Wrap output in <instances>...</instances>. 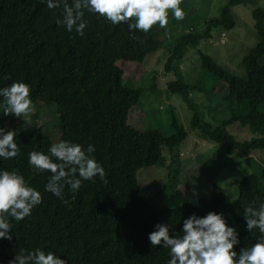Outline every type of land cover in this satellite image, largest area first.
Here are the masks:
<instances>
[{"label":"trees","instance_id":"obj_1","mask_svg":"<svg viewBox=\"0 0 264 264\" xmlns=\"http://www.w3.org/2000/svg\"><path fill=\"white\" fill-rule=\"evenodd\" d=\"M247 1L231 0L219 18L206 22L201 33H186L167 48L170 56L165 72H173L191 48L211 39L213 29L233 30L232 8ZM62 13L63 5L48 9L42 0H0V88L27 83L33 103L41 108L55 105L58 118L52 133L41 129L35 137L0 118V128L16 132L19 147L17 157L0 158V171L17 170L42 196V203L23 221L7 217L12 239H0V264H10L21 249L53 252L66 264H168L170 250L163 245L153 247L148 238L156 225L168 226L176 238L182 236L186 219L202 218L209 212L222 214L236 230L238 255L242 248L258 242L261 234L258 229L247 230L244 208L264 204V169L242 180L235 201L213 183L210 198L195 190H178L175 194L181 205L162 209L141 187L139 172L165 165L163 148L171 155L169 174H178L180 147L188 138L174 114L172 136L147 128L140 104L145 90L125 81L127 73H141L145 58L163 45L154 30L145 34L130 30L128 24L112 25L86 11L88 24L80 36L75 29L69 32L56 23L63 20ZM253 18L259 40L244 58L246 78L231 74L198 50L199 82L206 86L187 85L180 77L167 84L171 94L183 96L189 105L192 128L201 138L222 145L227 155L241 151L250 157L264 150V10L257 9ZM222 84L227 87L222 99L231 116L215 126L200 117L189 95L193 91L212 96ZM3 105L0 97V113ZM230 125L249 127L254 136L241 143L229 132ZM62 140L81 145L86 153L89 145L94 146L90 155L105 169L104 180L98 176L94 181L82 180L75 193L65 185L63 199L45 191L51 173H41L29 164L30 152L48 154L50 146Z\"/></svg>","mask_w":264,"mask_h":264},{"label":"rangeland","instance_id":"obj_2","mask_svg":"<svg viewBox=\"0 0 264 264\" xmlns=\"http://www.w3.org/2000/svg\"><path fill=\"white\" fill-rule=\"evenodd\" d=\"M230 1L185 0L181 5L185 12L182 21H176L170 14L167 28L154 26L153 30L163 45L157 52L145 58L143 71L137 75L128 73L125 75L126 82L145 90L140 104L143 112L142 121L147 128L160 130L166 137L172 136L175 133L171 127L172 114H174L179 125L188 133L187 140L180 147L182 166L178 174L168 172L167 167L171 165L172 160L167 148H163L166 160L163 167H151L138 174L145 194L159 208L180 206L181 202L175 194L178 190L183 192L195 190L202 196L210 198L209 187L213 183L219 184L231 200L235 201L239 197L242 180L264 169V150L253 152L250 157H246L241 151L227 155L222 145L201 138L200 132L192 128L193 113L184 97L171 94L167 90L168 82L177 77L182 78L187 85H197L202 88L206 86L203 85V81L199 82L202 68L196 61L198 50L211 56L231 74L246 78L244 58L259 40L253 13L259 8L264 10V0H248L233 7L232 16L236 22L233 30L226 32L221 28L213 29L211 39L203 40L198 48H191L185 58L176 63L173 72H165V64L170 56L167 48L174 47L186 33H201L206 28V22L219 18ZM153 84H156L155 91L152 90ZM226 94L227 87L222 84L217 86L215 95L209 96L203 92L191 91L189 99L196 105V110L203 120L221 126L223 121L231 116L228 104L222 99ZM35 106L32 126H26L22 118L4 115L3 111L0 113V118L6 124L16 123L20 131H25L32 137L37 136L41 129L52 133L58 123L55 108L52 107L53 105L47 108ZM37 119L40 121L39 124L35 122ZM228 130L241 143L254 136L249 127L239 128L230 125Z\"/></svg>","mask_w":264,"mask_h":264},{"label":"clouds","instance_id":"obj_3","mask_svg":"<svg viewBox=\"0 0 264 264\" xmlns=\"http://www.w3.org/2000/svg\"><path fill=\"white\" fill-rule=\"evenodd\" d=\"M48 9L63 5V20L57 24L66 26L69 32L75 29L80 36L87 27L85 12L98 14L112 25L128 24L130 30L145 34L154 26L161 29L169 25V15L182 21L185 12L182 0H42ZM133 39H139L133 36ZM7 78V77H5ZM4 98L3 114L22 118L26 126H32L36 106L31 99V89L27 83L14 82L0 88ZM55 108V105L52 106ZM40 123L39 119L35 121ZM95 151L89 145L87 153L79 144L68 141L53 143L49 153L32 151L29 164L41 173H51L45 191L63 199L64 186H70L73 193L81 187V181H94L97 176L105 179V169L90 155ZM19 155L16 132L0 128V158L10 160ZM79 177V178H77ZM42 203L39 191L30 187L25 177L17 170L0 171V239H12V225L7 219L23 221L32 214L33 209ZM68 203V201H65ZM247 230L258 229L261 234L258 242L251 247L242 248L239 255L234 250L239 243L236 230L229 227L222 214L209 212L200 218L195 215L184 221L183 234L173 238L169 227L156 225L149 234L153 247L163 245L170 250L168 264H264V204L259 208L251 204L244 208ZM10 264H66L53 252L47 254L36 249L25 253L23 249L10 261Z\"/></svg>","mask_w":264,"mask_h":264}]
</instances>
